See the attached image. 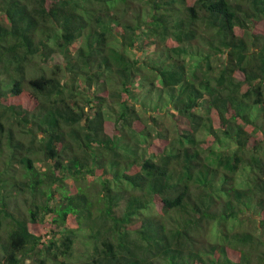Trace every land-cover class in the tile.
I'll return each mask as SVG.
<instances>
[{"label":"trees","instance_id":"1","mask_svg":"<svg viewBox=\"0 0 264 264\" xmlns=\"http://www.w3.org/2000/svg\"><path fill=\"white\" fill-rule=\"evenodd\" d=\"M1 233L0 264H264V0H0Z\"/></svg>","mask_w":264,"mask_h":264},{"label":"rangeland","instance_id":"2","mask_svg":"<svg viewBox=\"0 0 264 264\" xmlns=\"http://www.w3.org/2000/svg\"><path fill=\"white\" fill-rule=\"evenodd\" d=\"M156 84H158V83L156 82ZM147 86L150 87V85L141 86L140 87V91L137 94L136 100H137V105L139 104L140 110H142V108H145L146 106H148L149 103L152 104V103H155L156 102L157 92L155 90L160 91L161 94H162V97L160 99H158L157 106H159V107L160 106H164L163 105V103H164L163 101H165V97L164 96L166 95V93H165L166 89L162 85L158 84L156 86H153L152 89H151L152 92L149 93L146 90V87ZM160 88H162V90ZM118 108L119 107L114 103V106H109L105 110H106V113L114 114L115 110H118ZM110 111H113V112H110ZM17 202H18V204L23 205L21 198H19ZM49 219L50 218L48 216H46L45 221H49ZM39 228H40L41 231H44L45 228H48V226L45 225V223H44V224L39 225ZM42 238H43V236H42ZM4 240H5V234L1 233V236H0V244L3 243ZM1 252H2V249L0 247V254H1ZM26 263H28V260H26Z\"/></svg>","mask_w":264,"mask_h":264}]
</instances>
